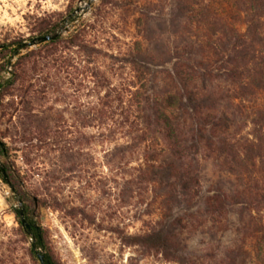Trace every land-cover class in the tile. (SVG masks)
<instances>
[{
  "label": "trees",
  "instance_id": "1",
  "mask_svg": "<svg viewBox=\"0 0 264 264\" xmlns=\"http://www.w3.org/2000/svg\"><path fill=\"white\" fill-rule=\"evenodd\" d=\"M152 5L157 11L162 8L157 3ZM175 8L171 24L184 18L185 25L180 45L160 65H169V70L150 68L152 59L143 57L144 35L121 57L102 50L95 41H86L84 30L48 41L40 53L43 56L31 52L19 56L26 44H0V60L19 56L9 73L11 77L4 80L0 76V103L17 81L25 83L34 77L43 84L41 90L31 91L34 95L59 94L62 88H74L75 94H81L75 98L74 114L78 154L84 146L100 142L109 146L114 143L107 150L112 158L139 157L137 166L130 168L123 181L128 201L149 188L169 190L159 207L163 214L145 222L140 235L125 238V244L152 251L169 263L190 264L182 239L186 224L169 205L194 201L199 190L195 173L198 158L202 151L215 156L222 175L233 185L207 191L203 215L217 224L237 208L239 221L246 226L245 237L219 253L205 246L203 264H264V0H177ZM59 49H76L81 55L78 63L71 66L68 58L59 56ZM39 61L43 64L40 68ZM80 62L87 63L88 69ZM24 63L30 65L33 76H26ZM6 65L0 64V74ZM197 81L204 85L218 82L222 88L219 96L199 89ZM85 83L92 88H83ZM28 88L27 94L33 88L31 82ZM84 90L90 99L86 104L81 100ZM223 101L226 108H220ZM32 102L27 101L28 107ZM46 111L47 115L27 108L20 116L23 126L27 125L25 132L44 146L51 138L54 145L60 134L51 110ZM248 126L251 129L243 132ZM87 128L94 130L90 137L83 134ZM65 154L62 150L61 158L65 159ZM8 157V148L0 140V158ZM0 179L14 193L6 162L0 166ZM20 204L21 209L13 211L23 233L33 240L30 251L37 259L38 250L45 248V235L28 215V206ZM145 216L150 217V212ZM249 241L256 244L254 255L248 248ZM4 253L0 264L10 262L6 255L10 250ZM43 256L45 264H54L50 255Z\"/></svg>",
  "mask_w": 264,
  "mask_h": 264
},
{
  "label": "rangeland",
  "instance_id": "2",
  "mask_svg": "<svg viewBox=\"0 0 264 264\" xmlns=\"http://www.w3.org/2000/svg\"><path fill=\"white\" fill-rule=\"evenodd\" d=\"M176 1L0 0V44H26L27 48L19 51V56L29 52L43 56L40 53L47 42L29 46L33 39L54 34L67 38L77 30H84L86 41H95L102 50L121 57L133 41L144 35L142 45L146 53L143 57L152 59L150 68L169 70V65H160L180 45L185 25L184 18L171 24ZM148 2L157 3L161 10L157 11L152 4L147 6ZM19 56L0 60V64L7 63L0 74L4 80L11 77L9 73ZM59 56L68 58L71 66H75L81 55L76 54V49H59ZM41 62L39 68L43 65ZM80 64L88 69L87 63ZM22 68L27 77L33 76L29 64L24 63ZM69 72L74 70L69 69ZM119 74L122 76L121 72ZM29 80L17 81L0 103V140L9 151L7 159L0 158V166L4 162L9 165L15 186L12 193V188L0 179V259L5 250H10L6 254L10 262L6 264H40L31 255L33 240L23 233L13 211V208L21 209L20 203L24 202L28 215L45 235V248L38 252L50 255L54 264H175L165 262L152 251L125 244L126 237L140 235L145 222L163 214L159 207L169 190L149 188L142 196L135 195L128 201L123 193V181L140 158H112L107 156V150L114 143L109 146L100 142L84 146L81 155L78 154L74 114L75 98H80L81 94H75L74 88H62L59 94L34 95V90H41L43 84L35 77ZM29 82L33 88L27 94ZM203 83L197 81L196 85L219 96L222 88L218 82ZM83 88H92V85L85 83ZM87 94L86 90L82 91L81 100L85 104L90 101L85 97ZM29 100H33L31 107L27 105ZM219 104L220 108H226L227 102ZM27 108L46 115V110H51L60 133L54 145H51L52 138L46 139L44 146L25 132L27 125L23 126L20 116L25 115L23 111ZM250 129L248 126L243 132ZM83 134L90 137L94 130L87 128ZM62 150L66 151L65 159L61 158ZM198 159L197 197L188 205H169L172 213L180 215L186 224L182 239L190 264H203L205 246L210 252L219 253L231 243H238L239 237L241 240L245 237L246 227L244 222L240 223L235 207L217 224L203 215L204 194L221 186L230 188L233 182L222 175L224 171L220 170L215 156L202 151ZM126 163L128 167L124 166ZM146 212L151 216H145ZM247 245L254 255L256 244L249 241Z\"/></svg>",
  "mask_w": 264,
  "mask_h": 264
},
{
  "label": "water",
  "instance_id": "3",
  "mask_svg": "<svg viewBox=\"0 0 264 264\" xmlns=\"http://www.w3.org/2000/svg\"><path fill=\"white\" fill-rule=\"evenodd\" d=\"M56 36H57V35L54 34V35H51V36H42V37L35 38V39H33V40L30 42L29 46L37 45V44H40V43L48 42V41L54 39ZM2 174H3L4 178H5V173H4L3 169H2ZM20 217H21L20 222H21V224L23 225V224H24V220L22 219V213H20ZM26 228H29L28 225H26ZM37 260H38V262H39L40 264H45L43 254H39V253H37Z\"/></svg>",
  "mask_w": 264,
  "mask_h": 264
}]
</instances>
